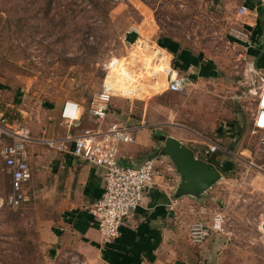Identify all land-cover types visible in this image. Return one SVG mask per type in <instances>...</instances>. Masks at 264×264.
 Wrapping results in <instances>:
<instances>
[{"label": "rangeland", "instance_id": "obj_1", "mask_svg": "<svg viewBox=\"0 0 264 264\" xmlns=\"http://www.w3.org/2000/svg\"><path fill=\"white\" fill-rule=\"evenodd\" d=\"M246 3L261 5L258 20L264 30L261 0H0V110H17L19 125L41 136L50 109L76 101L85 110L81 127L70 133L77 134L93 126L87 107L105 82L116 90L128 88L121 78L115 80L116 61L129 56L137 61L142 54L149 61L156 46L166 50L157 45L161 39L214 60L221 76L192 81L189 71H180L184 88L176 93L166 91L160 82L152 84L145 78L148 74L137 76L142 91L130 97L115 93L109 99L107 122H126L135 138L144 135L149 145L141 157L158 153L155 138L161 134L185 133L184 144L199 154L207 139L215 142L221 125L237 130L239 140L223 137L220 146L233 155L219 152L233 168L224 174V189L218 188L221 182L216 184L215 207L223 217L216 264H264V194H249L246 189L243 194L240 189L236 197L240 176L244 187L264 181V148L251 125L255 102L241 94L246 55L230 37L231 29L249 27L248 17L237 16ZM136 39L145 52L130 46ZM249 158L255 167L247 164ZM0 179V264H43L46 251L40 234L53 220L48 217L52 210H32L28 198L18 209L9 207V177ZM243 198L251 200L245 210L227 206Z\"/></svg>", "mask_w": 264, "mask_h": 264}, {"label": "crops", "instance_id": "obj_2", "mask_svg": "<svg viewBox=\"0 0 264 264\" xmlns=\"http://www.w3.org/2000/svg\"><path fill=\"white\" fill-rule=\"evenodd\" d=\"M261 1L264 2V0ZM246 5L248 6V3ZM258 8L261 9L260 4L253 6V9L258 11L256 18L248 17L249 27L247 29L252 32L255 46L248 51L247 57L255 62L256 67L262 69L264 67V30L260 27L258 20L260 11ZM177 51L182 52L188 60V65L185 70L176 69L189 71L192 81H196L197 78L207 80L221 76L214 60L202 54H194L188 49L178 48ZM178 63L181 64V61ZM156 87L159 88V86ZM63 102L46 114L44 121L48 122V126L40 131L41 136L40 133L31 132L34 140L64 138L74 133L76 128L73 129L66 125L60 117ZM0 111L10 120L19 121L17 110L6 107ZM84 118L85 110L83 109L80 124ZM170 135L183 143L186 138V134L181 131H174ZM239 135L237 130H231L228 125H221L216 130L214 143L221 146L223 137L236 142L240 138ZM135 139L133 144L120 147L118 160L121 164L138 166L144 160L151 158L148 155L141 157L149 145L144 135L138 133ZM2 141L9 143L10 139L3 138ZM207 141L199 154L192 150L201 160H204L203 153L208 143L213 142L210 138ZM242 153L246 154L247 150ZM214 157L216 161L218 160L217 165L214 164L217 168L218 165L222 167L225 163L233 165L232 162L220 158L219 153ZM220 161H222L221 164H219ZM27 162L31 178L24 186V193L29 199L30 208L32 210L46 208L52 210L48 217H53V220L46 222L47 228L43 230L44 234H40V240L46 251L43 264H67L66 258L70 253L76 255L82 264H216L222 244L221 234L213 233L210 238L198 244L192 243L189 237L190 228L194 223L201 222L210 225L213 216L219 213V209L215 207L219 196L216 185L200 200L190 197L175 199L174 191L179 176L176 172L172 173L173 177L175 176L173 182L161 180L160 183L174 187V191L165 193L158 188L149 190L145 203L126 219V224L120 229L118 236L111 242H105L89 212L91 205L101 197L103 192V169L89 165L67 152H58L35 141L27 145ZM5 175L9 177L8 189L11 192L10 175L0 160V178H4ZM222 175V180H224L225 176ZM240 177V180H236L239 185L236 188V197H240L241 194H237L240 189L243 194L245 189L247 192L250 191L249 194L255 192L264 194V181L262 185L244 187L240 184V181L244 180L243 175ZM253 177L249 176V180L258 178ZM235 178L238 179V177ZM222 182L219 183V189L220 187L224 189ZM251 183H256V181ZM170 196L176 200L174 210L169 209ZM240 200L227 206H231L230 209L237 212L243 211L251 200L247 198ZM1 204L2 198L0 206Z\"/></svg>", "mask_w": 264, "mask_h": 264}, {"label": "built area", "instance_id": "obj_3", "mask_svg": "<svg viewBox=\"0 0 264 264\" xmlns=\"http://www.w3.org/2000/svg\"><path fill=\"white\" fill-rule=\"evenodd\" d=\"M237 16L256 18L257 12L256 9L241 5L237 10ZM230 37L237 44L240 43L246 55L242 58L244 66L240 83L243 87L241 94L253 97L255 109L251 112V125L253 133L259 134V144L264 148V67L262 69L256 67L255 62L247 58L248 51L255 46L249 29L245 27L231 29ZM142 44L136 39L130 46L145 52L147 48ZM129 58L130 56L123 62L116 61L112 67L115 72L119 71L115 80L121 78L128 88L116 90L105 82L101 91L93 97L87 107V116L93 126L81 128L77 134H68L64 138L34 140L29 128L19 125L16 119L10 120L0 111V160L10 175L11 192L6 200L9 207L18 209L27 202L24 186L31 178L27 162V145L33 141L58 152H67L89 165L103 169V192L91 205L89 212L105 242H111L118 236L120 229L126 224V219L145 203L149 190L158 188L165 193L174 191V187L160 183L161 180L173 182L175 178L174 167L166 158L155 155L138 166L123 165L119 162L120 147L135 142L134 130L126 122H107V111L109 99L115 93L130 97L137 91V93L142 91L139 83L142 79L141 77L137 79V76L148 74L145 78H150L152 84L157 82L165 84V90L171 93L179 92L184 88V79L174 65L173 55L158 46L150 52L149 61L143 58V54L137 61L135 59L138 57ZM115 68L118 70L116 71ZM132 79L136 80L132 81ZM82 114L83 107L78 102L72 100L63 102L60 117L69 127L80 128ZM3 138L10 139V142L4 143ZM220 150L224 155H233L228 149L211 142L203 153V161L213 164L211 160ZM221 163L222 161L219 162ZM247 164L255 167L250 158ZM170 199L169 209L174 210L176 200L171 196ZM222 224L223 217L220 213L213 216L210 225L194 223L189 231L191 242L198 244L210 238L213 233H221ZM66 263L82 264L78 257L71 253L67 256Z\"/></svg>", "mask_w": 264, "mask_h": 264}, {"label": "water", "instance_id": "obj_4", "mask_svg": "<svg viewBox=\"0 0 264 264\" xmlns=\"http://www.w3.org/2000/svg\"><path fill=\"white\" fill-rule=\"evenodd\" d=\"M155 139L160 144L156 156L166 158L179 176L175 199L190 197L200 200L223 179L217 167L197 158L192 149L175 137L161 134Z\"/></svg>", "mask_w": 264, "mask_h": 264}, {"label": "trees", "instance_id": "obj_5", "mask_svg": "<svg viewBox=\"0 0 264 264\" xmlns=\"http://www.w3.org/2000/svg\"><path fill=\"white\" fill-rule=\"evenodd\" d=\"M248 7L250 9L253 8L252 5H248ZM262 14V11H259V16ZM158 45L162 48H165L168 52H170L172 55H174L175 57V67L178 68L179 70H185L187 68L188 65V60H186L185 56L182 55V52H178V46L177 43H174L172 41H169L168 39H161L158 41ZM177 47V48H176ZM178 61H181V64L178 63ZM155 156V155H154ZM216 157H214L211 161L213 164L217 165L216 162ZM233 167H231L230 165H227L226 163L220 167L218 165V169H220V171H222L223 174L227 175L228 172L231 171Z\"/></svg>", "mask_w": 264, "mask_h": 264}, {"label": "bare ground", "instance_id": "obj_6", "mask_svg": "<svg viewBox=\"0 0 264 264\" xmlns=\"http://www.w3.org/2000/svg\"><path fill=\"white\" fill-rule=\"evenodd\" d=\"M264 225V224H263Z\"/></svg>", "mask_w": 264, "mask_h": 264}]
</instances>
